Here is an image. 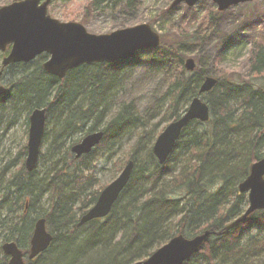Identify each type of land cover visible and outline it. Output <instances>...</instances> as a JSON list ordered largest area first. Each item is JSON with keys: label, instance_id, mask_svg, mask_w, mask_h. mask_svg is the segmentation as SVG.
Instances as JSON below:
<instances>
[{"label": "trees", "instance_id": "obj_1", "mask_svg": "<svg viewBox=\"0 0 264 264\" xmlns=\"http://www.w3.org/2000/svg\"><path fill=\"white\" fill-rule=\"evenodd\" d=\"M122 1L113 0L114 5ZM91 2L100 6L105 0ZM126 3L131 6L135 0ZM183 44L182 41L168 42L163 37L156 48L140 49L131 57L115 62L83 63L63 78L44 70L42 62L47 54L39 55L34 67L32 64L38 58L11 65L19 69L6 94L0 97V115L7 103L16 111L28 110L29 114L34 108L45 106L47 116L57 120L60 132L52 138L46 152L41 148L37 165L31 171L24 160L20 169L7 178L12 162L0 166V229L8 230L4 241L14 239L28 252L35 223L39 217H45L54 241L38 255L50 251L46 262L36 264H54L61 259L71 262L76 257L75 248L97 241H102L105 248L94 249L91 252L94 257L99 258L104 250L109 254L110 264H129L145 258L177 233L188 237L205 229L220 231L245 211L248 199L246 193L240 192L239 183L249 174L252 162L264 156L259 147L264 142V84L254 79H264V45L260 44L253 53V78H219L215 87L203 94L210 105V118L203 127L199 119L188 123L167 162L162 164L157 159L153 140L148 150L146 144L137 142L133 152L120 160V166L135 160L130 183L107 217L88 221L94 229L83 244L77 245L75 235L84 225L78 224L79 211L86 212L104 187H98L101 183L93 171L98 156L112 151L118 138L130 129L141 126L145 137L144 124L148 120L134 101L120 104L108 117L107 102L122 85V71L126 66L143 63L164 73L168 81L164 94L168 102V124L187 109L190 100L199 93L205 76L202 68L196 67L193 71L185 68ZM85 129L87 133L101 129L104 136L91 152L78 157L71 151V140ZM46 131L43 145L50 135ZM143 148L149 167L141 165L139 156ZM178 149L186 151L185 162L167 179L171 157ZM24 153L28 154L27 146ZM42 162L47 163V172L38 177L37 169ZM47 192L51 202L36 217L30 219L22 213L19 221L8 219L22 209L40 206ZM126 196L128 201L123 203L121 199ZM3 210H6L5 216H2ZM126 224L130 225V231L117 239L118 230ZM254 230L259 233L253 235ZM246 236L250 238L247 240ZM262 257L264 210H258L229 232L212 235L200 252L183 264H253L252 259ZM7 259L5 254L2 264H7ZM35 259H28L27 264Z\"/></svg>", "mask_w": 264, "mask_h": 264}, {"label": "rangeland", "instance_id": "obj_2", "mask_svg": "<svg viewBox=\"0 0 264 264\" xmlns=\"http://www.w3.org/2000/svg\"><path fill=\"white\" fill-rule=\"evenodd\" d=\"M13 1L0 0V7ZM91 1L52 0L48 5V12L54 18L62 21H81L90 32L97 34L110 33L113 30L148 22L168 42H184L181 47L184 50L185 60H187V57L195 58L196 67L204 69L205 74L225 80L253 78V53L259 44L264 45V0L244 1V3L235 4L223 11H219L218 5L212 0H200L194 5L180 2L177 6H173L174 0H135V3L131 6L126 5L127 0H123L117 5H114L113 0H105L103 3L105 5L101 4L100 6L92 4ZM10 47L8 46L4 51L0 50V68ZM37 60L39 58L33 62L32 67L36 65ZM18 69L17 66H6L1 83L8 87L16 77L14 75ZM122 72V85L113 91L112 98L107 102L108 117L117 110L120 104L134 101L140 112L148 120V123L144 124L146 138L143 136L141 126L130 129L118 138L112 151L107 150L98 156L97 162L93 166V171L96 172L99 183H101L98 187L108 185L110 181L119 175L123 168V165L120 166V160L126 159L133 152V147L137 142L141 141L143 145L146 144L148 150L149 142L155 141L156 134L162 130L169 117L168 102L164 99L168 81L163 72L143 63L126 66ZM254 79L256 83L262 82L264 84V79ZM4 112L1 111L2 115H0V166L12 162L9 173L6 175L9 178L11 174L20 169V164L27 155L24 153V149L28 144L30 114L26 109L19 108L16 111L8 103ZM47 119L46 130L50 135L45 140L42 152H46L52 138L60 132L57 129L55 117L51 115ZM91 123L85 125V128H88ZM201 126L203 127L204 123H201ZM86 133L87 129L78 132L71 142L74 144L81 141ZM259 147L260 153H264V142ZM145 153L146 150L143 148L140 151L139 158L142 159L141 165L149 167L150 163L145 157ZM185 156L186 151L178 149L177 153L171 157L170 172L166 176L167 179L179 170L185 162ZM46 164L42 162L41 166L39 165L37 169L38 177H42L47 172ZM121 200L125 203L128 198L126 196ZM50 202L51 196L47 192L43 195L40 206L32 205L25 210L22 209L8 217V219H18L19 221L22 213L33 219L38 215V212L47 208ZM247 206L248 202L244 205V209ZM5 214L6 210H3L2 216H5ZM78 215H81L80 211ZM93 227L94 225L90 222L80 226L81 229L75 235L77 245L86 241L85 238L89 235V232H92ZM130 229V225L126 224L122 230H118L117 239L128 233ZM257 231L254 230L253 235L259 233ZM7 232L6 227L0 229V264L5 262L2 245ZM249 238V236L245 237L247 240ZM117 239L113 240L114 243L111 242V244H115ZM79 246L74 249L76 250L74 255L76 257L73 261L69 262L68 260L66 262L61 259L55 261L54 264L111 263L108 259V252L103 250L99 258L94 257L91 253L95 251L94 249L101 250L105 248L102 241L94 242L91 245L87 242V244ZM256 249H254V252L257 251ZM49 253L50 251L46 250L45 254L38 256L31 264H36V262L42 260L46 262ZM49 258H54V255L52 254V257ZM26 259L28 262V257ZM252 261L253 264H264V257L252 259Z\"/></svg>", "mask_w": 264, "mask_h": 264}, {"label": "water", "instance_id": "obj_3", "mask_svg": "<svg viewBox=\"0 0 264 264\" xmlns=\"http://www.w3.org/2000/svg\"><path fill=\"white\" fill-rule=\"evenodd\" d=\"M52 0H14L0 7V50L11 46L0 68V97L5 95L8 87L1 83L4 67L16 62H30L38 55L46 53L47 59L42 63L47 73L63 78L72 68L83 63L115 62L131 57L140 49L156 48L162 37L150 23L113 30L110 33L97 34L90 32L83 22L74 20L62 21L51 16L48 5ZM200 0H174L173 6L180 2L194 5ZM223 11L235 4L253 0H212ZM185 68L195 70V58L187 57ZM219 79L206 75L199 88V94L190 101L183 114L164 127L156 138L153 148L160 163L168 161V157L176 148L184 128L194 119L206 122L210 116V105L202 94L211 91ZM264 93V90H263ZM47 110L45 106L33 109L29 115V138L25 164L28 170L36 167L40 157L43 137L46 132ZM104 131L99 129L86 134L81 141L74 143L71 151L78 157L91 152L102 141ZM135 160L130 159L119 175L105 186L97 201L80 217L79 225L92 219L107 217L119 199L121 192L130 183ZM250 172L239 183L240 192H247L249 204L245 211L232 219L220 231L205 229L194 236L177 233L167 242L158 246L150 255L132 264H182L194 254L200 252L212 235L229 232L248 219L257 210H264V156L252 162ZM47 219L39 217L30 239L31 246L28 257L43 253L54 241L53 233L47 229ZM5 254L10 256L7 264H26V253L15 240L3 242Z\"/></svg>", "mask_w": 264, "mask_h": 264}, {"label": "bare ground", "instance_id": "obj_4", "mask_svg": "<svg viewBox=\"0 0 264 264\" xmlns=\"http://www.w3.org/2000/svg\"><path fill=\"white\" fill-rule=\"evenodd\" d=\"M110 212H111V211H110ZM109 214H110V213H109ZM109 214H108V215H109ZM236 217H237V216H236ZM234 218H235V217H234ZM234 218H233V219H234ZM231 221H232V220H231ZM243 222H244V221H243ZM240 225H241V224H240ZM231 230H232V229H231ZM215 231H218V230H215ZM222 234H223V233H222ZM209 241H210V240H209ZM209 241H207V242H209ZM207 242H206V243H207ZM206 243H205V244H206ZM205 244H204V245H205ZM149 255H150V254H149ZM147 256H148V255H147ZM145 257H146V256H145ZM139 260H141V259H138V260H136V261H139ZM134 262H135V261H134ZM134 262H133V263H134ZM129 264H132V263H129ZM182 264H183V263H182Z\"/></svg>", "mask_w": 264, "mask_h": 264}]
</instances>
